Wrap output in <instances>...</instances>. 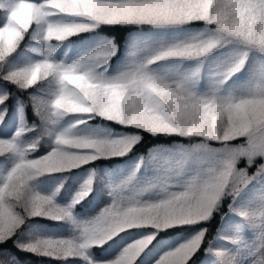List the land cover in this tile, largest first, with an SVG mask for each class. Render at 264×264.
<instances>
[{
  "label": "snow or ice",
  "instance_id": "snow-or-ice-1",
  "mask_svg": "<svg viewBox=\"0 0 264 264\" xmlns=\"http://www.w3.org/2000/svg\"><path fill=\"white\" fill-rule=\"evenodd\" d=\"M0 13V125L14 97L18 117L0 129V264H20L10 241L57 264H264V0H0ZM116 31L123 42L103 34ZM94 120L125 131L93 134ZM101 160L129 170H104L93 216L74 210L95 167L67 206L63 184L37 186ZM33 218L72 233L37 235Z\"/></svg>",
  "mask_w": 264,
  "mask_h": 264
},
{
  "label": "rangeland",
  "instance_id": "rangeland-1",
  "mask_svg": "<svg viewBox=\"0 0 264 264\" xmlns=\"http://www.w3.org/2000/svg\"><path fill=\"white\" fill-rule=\"evenodd\" d=\"M0 20H2V13H0ZM86 38L87 36L83 37V39H86ZM79 39L81 38H78L77 40ZM14 124H15V108L11 110V116L7 121L6 127H4V132L10 133L11 128ZM105 127L106 126H103L99 123H96L95 121H92L91 128L89 130L93 132V134H102ZM110 130L113 132H123L124 131V130H119V129L117 130L110 129ZM41 151H44V148H42ZM105 169L107 168H101L97 170V179L94 183V188H93L92 193L87 197V199L83 200L80 204L76 205L74 211L77 217L86 218V217L93 216L96 214V212L99 211L100 208L104 207V205L109 201L108 190L104 186V182L99 178L101 175H103ZM107 170L113 176H120V175H126L129 168L126 163H122L121 165L120 164L115 165L113 168H109ZM78 172L80 173V175L72 171L47 175L40 179L37 186L39 190L44 192L45 194H51L55 192L56 188L60 184H63V187L60 188L59 194L55 197V201L59 205L67 206L72 202L75 194L81 188V185L91 175V169L79 170ZM71 188L74 189V192L72 193L68 201H65V200L58 201L57 200L58 197H62L64 196L65 193H68ZM87 205H89V208H83V207H87ZM44 220L48 221L46 223L51 224V225H47L44 223L45 225L44 226L40 224H35V222H30L27 226H25V228L35 229L37 235L49 236V237L68 236L72 233V225L69 223L57 222L51 219H44ZM57 225H60V226H57ZM133 231H141V230L136 229ZM121 235H124V234L121 233ZM115 239L119 241V243H113L112 241H109V244H112V249H110L109 252H111L112 254H115V252L119 251V249L123 246V241H120L119 237H116ZM107 247L108 245H105V248ZM109 252L101 253V255L107 256L109 255ZM80 264H84V262L81 261Z\"/></svg>",
  "mask_w": 264,
  "mask_h": 264
},
{
  "label": "trees",
  "instance_id": "trees-1",
  "mask_svg": "<svg viewBox=\"0 0 264 264\" xmlns=\"http://www.w3.org/2000/svg\"><path fill=\"white\" fill-rule=\"evenodd\" d=\"M103 34H105V35H114V36L117 37V40L119 42H123V40L126 37V33L120 32V31L105 32ZM13 90L15 91V89H13ZM17 95H19L21 97V99H26V94L25 93L17 92ZM14 108H15V97L11 101H9V112H8V116L6 117V120H5V125H7V121H8V119L11 116V110H13ZM25 113H26V118H27V121H28L29 124H32V123L36 122L37 118H36L35 114L33 113L31 106H28L26 108ZM17 119H18V117H17L16 108H15V124L12 126L9 135L11 133L15 132L16 126H17ZM94 121L96 123H99V124H101L103 126H106V127L110 128V129H113V130L119 129V130H124L125 131V129L120 128L119 126L108 125L107 122H104V121H99V120H94ZM5 125H0V129H3V131H4ZM28 135H29V137H31V136L34 135V133H29ZM154 142L155 141H149V144L145 145L144 148H141V151H144L147 146H150V143H154ZM125 159H127V158H125ZM122 163H125L124 160H101V161H97L94 165H85L82 168L74 169V170H72V172L79 173L78 172L79 170H88V169H92L93 167H95L97 170L100 169V168L109 169V168H113L115 165H118V164L121 165ZM226 210L227 209L225 207L223 209V211H226ZM33 221H35V222H48V221H46V220H44L42 218H33L32 220H30L28 222V224L30 222H33ZM218 221H219V216L216 217V222H214L212 224V226H211L213 231L217 227ZM27 225H25V226H27ZM3 247H6L9 250H11L15 254V256L18 258V260L20 261V264H57L56 261H49V259H47V258H39V257H36V256L31 255L29 253L20 252L19 250H17L14 247V245L11 243V241L7 245H5Z\"/></svg>",
  "mask_w": 264,
  "mask_h": 264
}]
</instances>
